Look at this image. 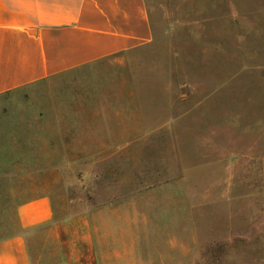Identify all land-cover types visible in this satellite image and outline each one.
Instances as JSON below:
<instances>
[{
    "label": "rangeland",
    "instance_id": "1",
    "mask_svg": "<svg viewBox=\"0 0 264 264\" xmlns=\"http://www.w3.org/2000/svg\"><path fill=\"white\" fill-rule=\"evenodd\" d=\"M145 2L154 39L127 58L134 119L81 131L78 100L96 93L84 73L2 103L24 133L0 166V238L20 202L50 192L73 236L88 214L118 264H264V0Z\"/></svg>",
    "mask_w": 264,
    "mask_h": 264
},
{
    "label": "crops",
    "instance_id": "2",
    "mask_svg": "<svg viewBox=\"0 0 264 264\" xmlns=\"http://www.w3.org/2000/svg\"><path fill=\"white\" fill-rule=\"evenodd\" d=\"M153 39L145 0H0V166L17 163L13 149L19 147L14 143L24 133L23 124L9 123L2 103L39 85L52 86L57 78L82 73L94 77L96 93L78 100L80 112L91 118L81 123V131L114 132V122L95 127L105 125L97 120L104 116L134 119L135 80L127 58ZM107 68L124 72L105 77L101 71ZM123 127V132H135L129 120ZM57 211L50 192L20 202L18 230L0 238V264H74L84 250L92 256L97 250L96 264L119 263L113 240L107 242L111 253H99L101 240L90 233L88 214H81L73 236L71 219Z\"/></svg>",
    "mask_w": 264,
    "mask_h": 264
}]
</instances>
